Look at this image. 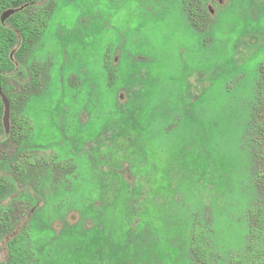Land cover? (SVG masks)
I'll use <instances>...</instances> for the list:
<instances>
[{
    "label": "rangeland",
    "instance_id": "374dc122",
    "mask_svg": "<svg viewBox=\"0 0 264 264\" xmlns=\"http://www.w3.org/2000/svg\"><path fill=\"white\" fill-rule=\"evenodd\" d=\"M26 8L48 18L21 59ZM0 39V264L23 231L33 264H232L250 251L264 0H30L0 6Z\"/></svg>",
    "mask_w": 264,
    "mask_h": 264
},
{
    "label": "trees",
    "instance_id": "16d2710c",
    "mask_svg": "<svg viewBox=\"0 0 264 264\" xmlns=\"http://www.w3.org/2000/svg\"><path fill=\"white\" fill-rule=\"evenodd\" d=\"M30 0H0V6L11 7V6H21L23 3ZM32 8H26L24 11L19 13L15 18L13 25L20 33L22 38L21 48L19 50L18 56L22 59L30 50L32 45L35 43L36 39L41 35L43 29L45 28L46 19L48 14H45L42 18L35 17L31 15L30 11ZM15 38L12 33H9L7 37V45L10 48L14 42ZM1 42V39H0ZM8 50L7 46L4 44L3 48L0 50V70H7L10 67L9 61L4 58L6 57ZM3 62V63H2ZM264 77V76H263ZM38 77L34 74L32 76V87L35 89L38 85ZM4 82L0 79V86H3ZM261 85V84H260ZM261 85V89L263 90ZM15 100L14 98H12ZM2 103L0 101V110H3ZM18 120V119H17ZM21 122L20 125V137H26L29 132H31L30 123L27 120H18ZM24 131V132H23ZM16 132V133H15ZM18 132L12 130V133L9 137H14ZM37 155H35L36 157ZM30 157V155L28 156ZM18 168V166H17ZM21 168L17 169L20 170ZM24 169L22 170L23 175H20V180L24 176ZM250 215V231L251 234V243L250 251L246 254L239 256L238 258L232 261V264H260L264 263V205L259 206L258 208L252 209L249 212ZM6 218L0 217V233H2L5 228L6 231L9 230L11 224L5 221ZM5 232V231H4ZM193 252L196 255L198 260H203L208 262L210 257V248L209 243L205 235L198 230L195 231L193 242H192ZM262 256V257H261ZM10 264H33L34 263V252L31 248V236L26 232H21L17 237L10 242ZM261 261V262H260Z\"/></svg>",
    "mask_w": 264,
    "mask_h": 264
},
{
    "label": "water",
    "instance_id": "95a60500",
    "mask_svg": "<svg viewBox=\"0 0 264 264\" xmlns=\"http://www.w3.org/2000/svg\"><path fill=\"white\" fill-rule=\"evenodd\" d=\"M12 12H8L4 15V19L6 17H8L9 15H11ZM4 102H5V106H6V115H5V128H6V131L9 132V117H8V112H9V107H8V104H7V101L5 100V98H3Z\"/></svg>",
    "mask_w": 264,
    "mask_h": 264
}]
</instances>
